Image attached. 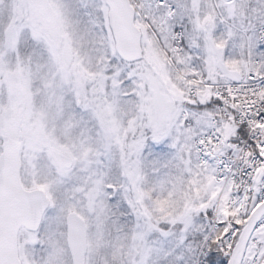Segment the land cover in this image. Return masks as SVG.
Segmentation results:
<instances>
[{
  "label": "snow or ice",
  "instance_id": "snow-or-ice-1",
  "mask_svg": "<svg viewBox=\"0 0 264 264\" xmlns=\"http://www.w3.org/2000/svg\"><path fill=\"white\" fill-rule=\"evenodd\" d=\"M0 264H264V0H0Z\"/></svg>",
  "mask_w": 264,
  "mask_h": 264
}]
</instances>
